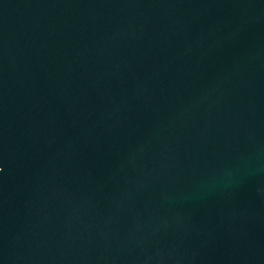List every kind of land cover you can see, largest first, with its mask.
<instances>
[{
  "label": "water",
  "instance_id": "water-1",
  "mask_svg": "<svg viewBox=\"0 0 264 264\" xmlns=\"http://www.w3.org/2000/svg\"><path fill=\"white\" fill-rule=\"evenodd\" d=\"M0 264H264V0H0Z\"/></svg>",
  "mask_w": 264,
  "mask_h": 264
}]
</instances>
